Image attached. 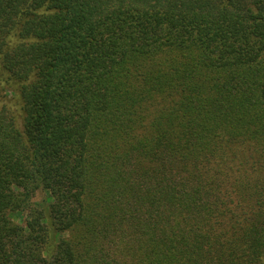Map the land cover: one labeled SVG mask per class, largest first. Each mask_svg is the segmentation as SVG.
Here are the masks:
<instances>
[{"label":"trees","instance_id":"trees-1","mask_svg":"<svg viewBox=\"0 0 264 264\" xmlns=\"http://www.w3.org/2000/svg\"><path fill=\"white\" fill-rule=\"evenodd\" d=\"M0 264H264V0H0Z\"/></svg>","mask_w":264,"mask_h":264},{"label":"rangeland","instance_id":"rangeland-1","mask_svg":"<svg viewBox=\"0 0 264 264\" xmlns=\"http://www.w3.org/2000/svg\"><path fill=\"white\" fill-rule=\"evenodd\" d=\"M44 197H46V194L42 191H38L34 197V200L36 202H40ZM25 218H26V214L24 212H18L13 215V219L21 225L25 224V220H26Z\"/></svg>","mask_w":264,"mask_h":264}]
</instances>
